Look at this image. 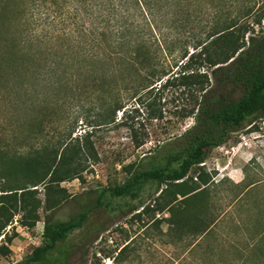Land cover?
I'll list each match as a JSON object with an SVG mask.
<instances>
[{"label":"rangeland","instance_id":"rangeland-1","mask_svg":"<svg viewBox=\"0 0 264 264\" xmlns=\"http://www.w3.org/2000/svg\"><path fill=\"white\" fill-rule=\"evenodd\" d=\"M212 1L216 4L199 6L196 2L186 30H165V52L161 51L160 57L165 66L171 65L173 72L180 69L184 48L179 40L192 34L204 39L218 20L235 17L253 24L264 12V0ZM29 2L25 20L19 18L16 10L10 11L4 20V28L23 36L21 46L26 58L18 68L20 76L11 84L14 93L0 94L1 144L8 156L23 154L28 160L37 151L44 157L50 155L48 165L57 151L56 161L61 154L73 158L69 164L76 167L77 174L53 182L49 179L51 168L48 171L37 167L26 177L16 174L18 184L28 188L23 195H17L16 205L13 198H0L14 209L10 211L11 221L0 235V243L6 237L11 238L10 242L5 241L10 253L0 255V264L23 262L42 242L47 217L52 222L66 221L91 208L98 189L123 183L135 167H177V163H170L169 154L178 145V136L194 123L193 117L184 118L182 113L196 108L197 102L195 93L177 84L159 90L157 84V88L139 89L135 95L121 91L119 99L123 107L116 111L115 121L102 123L97 115L100 106L108 104L103 105L102 93L80 92L78 88L88 86L103 67L120 71L118 62L108 58L113 54L112 47L90 45V39L82 31L92 26L90 20L73 18L79 25L71 40L57 37L60 30L68 32L70 25L43 22L36 26L33 22L37 10ZM20 5L21 0L11 2L12 8L19 9ZM131 6L129 22L134 39L139 29L145 27L147 7L135 0ZM254 29L261 34L255 46H264V14ZM146 32L149 34V30ZM37 36L43 38L40 43ZM187 49L189 53L194 51L190 45ZM91 54L102 58L101 62ZM254 61L263 63L264 52ZM201 71L209 76L212 96H238L226 77L220 73L214 77L205 62ZM117 80L121 81L119 75ZM114 98L107 97L106 102ZM45 113L44 125L38 128L36 124L30 125L31 120L37 122ZM71 127H74L72 137L90 135L89 145L96 155L88 148L77 154L76 141L66 147L60 145ZM29 132L36 139L30 141L31 145L20 144ZM205 174L209 178L203 184ZM187 176V182L204 188L203 193L195 198L190 196L186 205L174 202L172 206L178 211L173 218L166 209L137 213L142 209L139 207L125 213L126 200L118 198H111L109 207L91 209L84 227L74 231L60 246L74 252L64 264H264V235L256 236L264 226V117H247L241 128L230 131L228 138L211 148L202 165L192 166ZM34 183L37 185L31 186ZM153 188L146 185L141 192L144 205L155 207L170 200L167 195L159 200L155 199L158 193L149 195ZM137 199L127 202L134 203ZM34 215L39 216L34 225L24 223ZM5 216H9V211ZM175 218L179 221L175 222ZM195 222L201 225L195 228ZM205 225L210 227L201 233ZM123 246L126 247L121 251Z\"/></svg>","mask_w":264,"mask_h":264},{"label":"trees","instance_id":"trees-1","mask_svg":"<svg viewBox=\"0 0 264 264\" xmlns=\"http://www.w3.org/2000/svg\"><path fill=\"white\" fill-rule=\"evenodd\" d=\"M30 1L33 3L30 4L29 0H21L20 8L15 9L11 7L12 0H0V94L14 93L11 84L13 85V82L15 83L20 76L18 68L26 58V52L21 46L24 42L22 40L23 36H16L15 33L4 28V20L7 14L13 10L18 12L20 19L25 20L26 4L29 2L37 10L33 22L36 26L43 24V22L50 25L62 22L65 27L70 25L68 32L60 30L57 37L71 40L79 25L73 18L90 20L92 26L89 29L82 28L85 36L90 39V45L100 48L112 47L111 53L113 54H110L108 58L110 60L115 59L118 62L121 68L120 71L115 67L113 69L112 67L111 69L103 67L101 72L93 75L88 86L77 87L80 92L87 93L99 90L102 93L103 105L108 103L106 106H100L101 110L97 115L98 119L103 121L102 123L106 120H108L107 122L115 121L116 111L123 107L122 101L119 99L121 91L135 95L139 89H154L157 88V84H159L158 90L161 87L177 84L185 87L188 92L195 93L194 97L197 101L196 108L185 110L182 113L184 118L193 117L194 123L178 136V145L169 154L170 163H177V167H135L123 183L98 189L96 202L91 208L79 212L66 221L52 222L47 217L44 221L42 242L35 246L31 253L26 256V259L20 263L64 264L71 259L70 256L74 252H72L73 250L69 252V249L63 250L60 246L74 231L84 227L89 219L91 209L102 206L109 207L112 201L111 198H118L126 200L125 203L128 207L125 213L136 211L139 207H142V209L137 213L166 209L173 218L175 212L178 211L177 208L172 206L174 202L178 201L186 205V202L190 200L188 199L190 196L195 198L203 193L204 188L190 184L186 180L192 166L203 162L207 152L224 142L230 131L241 128L247 117H264V62L254 61L257 55L264 52V46H255L261 34L255 33L254 29V24L261 23V16L264 12L254 20L253 24L235 17L224 21L218 20L207 31L204 39L195 37V34H192L186 36L183 40H179L180 46L184 48L180 57V69L178 72H173L171 65L165 66L160 57V52H165L163 47L166 45L167 33L165 30H176L178 32L186 30L191 23V11L197 3L201 6L213 2L214 5L216 4L214 1L135 0V3L147 7V10L145 27L139 29L138 36L134 39L131 36V23L129 22L132 0ZM30 13L32 17L33 14ZM190 28L192 29L193 26ZM147 30H149V34L146 32ZM249 32L252 34L245 39L246 34ZM42 39L37 36V43H40ZM189 45L193 46L194 49L191 53L187 49ZM91 57L100 59L101 62L102 58L92 54ZM204 62L214 77L217 73L226 77V80L232 84L234 91L238 92L236 98L211 95L213 87L210 84L209 76L207 72L201 71ZM118 75L121 81L117 80ZM107 97L116 98L106 102ZM33 108L31 106V109ZM46 114L37 122L31 120L30 125L36 124V128L44 125ZM73 129L71 127V130L65 134L60 145L66 147L76 141V153L80 155L87 148L93 150L92 145H89L90 135L86 133L83 137H72ZM34 133H36L35 130ZM29 134L30 132L21 138L20 144L29 145L31 140L36 139L35 135ZM80 138L81 140H79ZM92 152L95 154L94 150ZM29 156L28 160L23 154L8 156L0 138V179L3 181L0 184V192L2 193H0V198H13L16 205L17 195H23L28 186L18 184V180L14 177L16 174L26 177L37 167L39 169L45 167L48 171L51 168L49 177L51 182L71 179L77 174L76 167L69 164L73 158L61 154L56 161L57 151L49 165L50 155L44 157L38 154L37 151L35 155ZM24 158L25 160H23ZM208 178V174H205L202 178L203 184L207 182ZM36 185L37 183H34L31 186ZM146 185L154 186L148 194L155 195L158 193L155 199L159 200L167 195L170 200L164 205L156 204L155 207L150 206V204L144 205L145 199L141 198V192ZM162 185L163 187H161ZM179 196L181 199H178ZM136 198H138L137 202H127V199ZM51 204L56 205L55 202ZM13 210L0 200V235L8 222L11 221L12 214H10V211ZM8 211L9 216H5ZM1 217H3V220ZM38 217L37 215L31 216V219L29 221L25 220L24 223L32 226L39 219ZM178 219L173 220L177 222ZM167 220L171 222L170 219ZM200 225V223L195 222L194 227L197 228ZM209 227L210 225L203 226L200 232H205ZM258 234L261 237L264 235V226L259 229L256 236ZM4 237H6L5 234ZM5 241L10 242L11 238L6 237L4 242L0 243V255L3 256L10 253ZM125 247L123 246L121 251Z\"/></svg>","mask_w":264,"mask_h":264},{"label":"built area","instance_id":"built-area-1","mask_svg":"<svg viewBox=\"0 0 264 264\" xmlns=\"http://www.w3.org/2000/svg\"><path fill=\"white\" fill-rule=\"evenodd\" d=\"M203 162L200 163V165H202Z\"/></svg>","mask_w":264,"mask_h":264}]
</instances>
